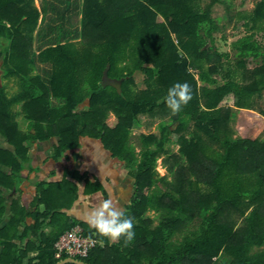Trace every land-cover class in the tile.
<instances>
[{"label": "trees", "instance_id": "1", "mask_svg": "<svg viewBox=\"0 0 264 264\" xmlns=\"http://www.w3.org/2000/svg\"><path fill=\"white\" fill-rule=\"evenodd\" d=\"M65 1L81 13L74 32L56 24L57 38L42 35L35 49V32L42 33L35 0H0V66L4 79L19 85L11 94L0 84V264L70 257L56 256L55 243L77 225L99 241L87 256L74 257L91 264H264V138L234 136L231 127L239 108L264 116V41L257 38L264 39V0L237 15L235 0ZM217 4L225 15L214 14ZM233 15L245 20L247 32L221 51L216 33ZM105 79L121 80V90ZM177 82L190 85L192 99L173 114L165 97ZM141 115L159 117V131L141 132L134 142ZM85 137L98 140L134 178L124 210L134 219L128 245L67 215L79 197L75 183L71 190L61 186L59 198L53 196L59 205L52 206L56 184L43 182L34 211L19 205L5 218L10 196L1 186L18 176L31 146L52 140L50 158L58 161ZM164 155L173 158L165 175L157 169ZM48 224L50 231H37ZM29 233L36 240L20 247Z\"/></svg>", "mask_w": 264, "mask_h": 264}, {"label": "crops", "instance_id": "2", "mask_svg": "<svg viewBox=\"0 0 264 264\" xmlns=\"http://www.w3.org/2000/svg\"><path fill=\"white\" fill-rule=\"evenodd\" d=\"M35 3L41 11L39 32L42 29V33L39 35L37 33L38 30L35 32L34 44H37L39 39H42V35L57 38V34L60 33L55 29L56 24H63L64 31L68 35L70 32H74L73 29L78 23V17H81L77 5L68 6V2H62V0L59 3L56 1L37 0ZM19 120L23 128L26 129V124L23 125L25 123L23 118L19 116ZM255 131L256 129H254ZM239 133L241 136L243 135L241 131ZM261 134H264V132L259 133L258 136H246L255 138ZM260 137L264 138V136ZM86 141H90L91 146H82ZM0 144H5L3 136H0ZM51 144L52 140L34 143L29 151L30 159L24 163L18 176L13 181L8 179L6 181L7 187L5 185L1 186L10 196L7 200L8 210L5 215L7 220L12 215L14 208L19 205L25 206L28 212L36 209L34 201L38 194L39 184L43 182L56 184V187L53 188L52 193L48 197L51 198V205H59V200L54 199V197L59 198L61 186H63L64 190H66L65 188L71 190L73 183L77 184L80 190L79 197L66 209L67 215L77 220L86 222V210L95 207L99 201L106 198L113 199L123 210L127 208L134 193V178L129 175L123 161L113 157L98 140L93 138H83L81 145L74 150V155L70 153L66 159L62 158L58 161L50 158ZM2 168L6 171L9 169L8 167ZM9 172H11V169H9ZM77 173L85 174V177L78 179L75 176ZM62 179L66 180V182L63 185H57ZM39 208L43 209L44 206L40 205ZM150 211L155 212L154 210ZM28 221L29 223L33 222L31 218ZM22 230H24V227H22ZM50 230L51 226L48 224L37 231L44 233ZM30 239L31 242L36 240V235L29 233L25 239L19 242V246L25 247V244ZM37 244L32 246L36 248ZM35 254L36 251L33 250L28 255L32 256Z\"/></svg>", "mask_w": 264, "mask_h": 264}, {"label": "rangeland", "instance_id": "3", "mask_svg": "<svg viewBox=\"0 0 264 264\" xmlns=\"http://www.w3.org/2000/svg\"><path fill=\"white\" fill-rule=\"evenodd\" d=\"M37 0H35L36 2ZM47 1H56L57 3H59V0H47ZM259 0H235V14L237 15V11H251L256 3ZM42 5V4H41ZM225 7L223 4H217L215 6V15H220L223 16L225 15ZM236 16L233 15V19L230 18H226L223 19L222 23L225 25V29L222 32H217L216 35L218 37V47L221 51H229L231 50V42L234 41L235 39L241 37L242 35H244L247 32L246 27L244 26L243 22L245 21L244 19L241 21H236ZM60 29H58L59 31ZM221 35H223L224 38H221ZM257 38L259 40L264 41L262 34L259 33L257 35ZM39 44H34V48L38 49L39 48ZM36 45V46H35ZM232 54H234L232 52ZM248 67H253L254 66V62L252 60L249 61V63L247 64ZM41 67H46V65H43ZM41 69V68H40ZM42 70V69H41ZM42 72V71H41ZM3 69L0 66V84H6L7 85V89L9 93H14L19 85H18V81L16 78H7L4 79L5 76L3 74ZM137 79V86L138 87H143L144 86V74L139 72L136 76ZM226 105H230L232 104V97L228 98V100H225ZM19 115H22V113H20ZM22 117V116H20ZM19 118V117H18ZM141 119L142 122L139 126L134 127L133 130V140L134 142H137L138 136L141 132H157L159 131L158 129V122L160 121V118H152L149 117L147 115H141ZM116 120V117L114 114H111L109 121L111 123H114ZM231 127L234 129V136H241L239 131H241L243 133L242 136H246V135H251V136H258L259 133L264 132V120H263V116L252 109H247V108H239L235 111V117L234 119L231 121ZM26 124V121L23 125ZM254 129H256V133L254 132ZM260 131V132H259ZM260 136H264V134H261ZM91 146L90 141H86L85 143H83L82 146ZM171 147L173 148L174 151L178 152V148L179 145L177 143H171ZM140 148L137 147V150H139ZM71 154L74 155V150L69 151ZM164 156L159 157L158 159V165H157V169L159 170V172L163 175L167 174V166H170L173 158L172 159H166ZM165 157V158H164ZM133 185H134V181H133ZM149 216H157L156 212L150 211L149 212Z\"/></svg>", "mask_w": 264, "mask_h": 264}, {"label": "clouds", "instance_id": "4", "mask_svg": "<svg viewBox=\"0 0 264 264\" xmlns=\"http://www.w3.org/2000/svg\"><path fill=\"white\" fill-rule=\"evenodd\" d=\"M191 99L190 85L177 82L168 89L165 103L173 114H177ZM85 216L89 226L109 242H118L123 238L124 244L128 245L135 238L134 219L126 215L111 198L103 199L95 207L87 209Z\"/></svg>", "mask_w": 264, "mask_h": 264}, {"label": "built area", "instance_id": "5", "mask_svg": "<svg viewBox=\"0 0 264 264\" xmlns=\"http://www.w3.org/2000/svg\"><path fill=\"white\" fill-rule=\"evenodd\" d=\"M99 243L95 237L84 234L83 227L77 225L65 231L55 243L56 256L67 254L70 257L87 256L89 251Z\"/></svg>", "mask_w": 264, "mask_h": 264}, {"label": "water", "instance_id": "6", "mask_svg": "<svg viewBox=\"0 0 264 264\" xmlns=\"http://www.w3.org/2000/svg\"><path fill=\"white\" fill-rule=\"evenodd\" d=\"M105 77H106V74H105L104 78ZM105 80H107L106 83L113 84L114 86H117L119 88V90H121V80H116V79H113V80L105 79ZM106 83H104V84H106ZM69 261L76 262L78 264H91V263H87V262L82 261V260H77L74 257H68L66 259L60 260L56 264H64V263L69 262Z\"/></svg>", "mask_w": 264, "mask_h": 264}]
</instances>
